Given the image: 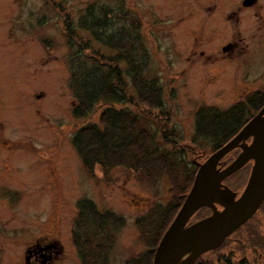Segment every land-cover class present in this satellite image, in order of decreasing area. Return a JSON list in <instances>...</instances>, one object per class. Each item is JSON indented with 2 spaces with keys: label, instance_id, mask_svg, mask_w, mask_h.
Listing matches in <instances>:
<instances>
[{
  "label": "rangeland",
  "instance_id": "rangeland-1",
  "mask_svg": "<svg viewBox=\"0 0 264 264\" xmlns=\"http://www.w3.org/2000/svg\"><path fill=\"white\" fill-rule=\"evenodd\" d=\"M94 2L114 9L107 35L141 24L137 59H144L145 79L163 89L164 110L123 108L177 166L193 168L200 154H211L213 140L196 129L202 107L224 111L264 91V0H0V264H28L29 251L45 245L59 252L51 264H82L74 236L83 200L125 220L123 228L111 227L108 264H126L145 250L138 221L170 202L165 173L146 177L124 166L106 176L99 167L90 172L73 146L82 123L73 116L70 89L76 41L72 48L64 27L70 19L76 26ZM80 34L91 50L112 55ZM122 68L130 78L128 66ZM239 154L233 151L230 162ZM251 167L229 180L239 194ZM241 231L234 237L240 247L249 232L262 242L264 208ZM228 245L225 253L237 248Z\"/></svg>",
  "mask_w": 264,
  "mask_h": 264
},
{
  "label": "trees",
  "instance_id": "trees-1",
  "mask_svg": "<svg viewBox=\"0 0 264 264\" xmlns=\"http://www.w3.org/2000/svg\"><path fill=\"white\" fill-rule=\"evenodd\" d=\"M96 8L99 7L95 2L88 4L76 26L70 19L66 20L64 27L72 48L76 41V53L71 58L75 64L70 69V89L77 101L73 116L82 123L75 129L73 146L90 172L99 167L106 176L113 167L124 166L134 172L143 173L146 177L154 171L167 175L170 202L166 208L152 210L138 221L145 250L133 255L126 262L152 264L156 249L187 198L201 163L194 161V167L190 169L184 163L181 167L174 164L170 157L154 147L155 135L142 127L137 115L123 108L134 105L147 107L149 110H164L161 98L163 89L157 86L156 81L145 79L144 59H137V47L140 46L138 27L141 24L135 23L134 29L126 28L107 35L106 31L113 26L110 24L114 19V9L99 8L98 14H95ZM81 31L111 51L112 55L106 56L97 50H91L89 37H83ZM98 58L108 64H103ZM90 64L96 70H92ZM122 64L128 66L127 77L130 78L122 75ZM248 105L251 108L250 115H246ZM263 107L264 91L251 96L246 104L237 103L224 111L202 107L196 114L197 134L209 137L213 142L210 144L211 154H200L201 162L234 138ZM93 116H96L94 120ZM231 153L225 158V166L231 163L228 158ZM207 211L210 210L203 209L197 214L203 217L208 214ZM77 226L74 237L81 263L108 264V256L114 247L111 227L123 228L125 220L113 212L101 213L92 201L83 200L78 203ZM249 233V236L248 233L245 234L247 238L235 252L245 256L242 260L236 259L240 260L239 264H258L257 253L264 254V240L259 242L256 238L260 234ZM254 248L257 249L255 252ZM220 250L210 254V260L203 264H218V258L224 257L223 254L219 255Z\"/></svg>",
  "mask_w": 264,
  "mask_h": 264
},
{
  "label": "water",
  "instance_id": "water-1",
  "mask_svg": "<svg viewBox=\"0 0 264 264\" xmlns=\"http://www.w3.org/2000/svg\"><path fill=\"white\" fill-rule=\"evenodd\" d=\"M236 149L241 153L220 169L222 160ZM250 162L254 164L249 181L237 198V193L223 182ZM263 202L264 107L233 139L200 164L193 186L161 239L152 264H195L249 222ZM203 208L211 209L212 214L191 224L192 218Z\"/></svg>",
  "mask_w": 264,
  "mask_h": 264
},
{
  "label": "flooded vegetation",
  "instance_id": "flooded-vegetation-1",
  "mask_svg": "<svg viewBox=\"0 0 264 264\" xmlns=\"http://www.w3.org/2000/svg\"><path fill=\"white\" fill-rule=\"evenodd\" d=\"M248 143H251V140H249L248 141ZM237 150H240V149H237ZM240 152H241V150H240ZM222 164H221V166H219V168L220 169H223V168H225L226 166H225V164H226V161H225V159H223L222 160V162H221ZM251 165L252 167H253V162H250V163H248L247 165ZM246 165V166H247ZM246 166L242 169V170H244L245 168H246ZM252 167H251V171H252ZM241 170V171H242ZM241 171H239L238 173H236V174H241ZM251 171H250V174H251ZM235 174V175H236ZM234 176V175H233ZM233 176H231L230 178H228V179H226L224 182H223V184L225 185V186H227L228 188H230L233 192H235V193H237V198H239V196L242 194V192L244 191V189L246 188V186H247V183H248V181H249V178H250V175H249V177H248V180H247V183H246V185H245V187H244V189H243V191L239 194L238 193V189H235V187L233 188L232 187V185L229 183V180L233 177ZM219 209L220 210H222V208L221 207H219ZM209 210V209H208ZM261 210V208L258 210V212ZM212 212H211V210H210V213L209 214H207V215H205V216H203V217H199V214H197L196 216H194V218H193V220H192V222H191V224H193V223H195V222H197V221H199V220H201V219H204V218H206V217H208L210 214H211ZM257 214V213H256ZM256 214L254 215V217L256 216ZM253 217V218H254ZM252 218V219H253ZM245 226V225H244ZM244 226H242L238 231H236L234 234H232L230 237H228L227 239H226V241L223 243V245L220 247V248H218V249H216V250H214V251H211V252H209V253H207V254H205V255H203L201 258H199L198 259V261H196V263L195 264H203L204 262H208V260H210V254H212V253H214L215 251H217V250H219V249H221L220 251H222V253L220 254V251H219V255H224V257H222V258H218V264H239L240 263V260H236V255L233 257L232 255L235 253V252H237V248L238 247H240L239 246V242H235V238L234 237H236L237 235H239L242 231V229H243V227ZM231 241V242H230ZM230 243V246H231V244L233 245V244H236L237 245V248H235V247H230V249H229V251H228V253H225V249H227L228 247H229V244ZM32 248V247H31ZM53 248H55V247H53L52 246V249ZM76 248H77V245H76ZM232 248V249H231ZM52 249H50V246H48V245H45V246H41V247H33L30 251H29V254H28V256H27V263L28 264H51L52 262H54L56 259H57V256L59 255V252L58 251H52ZM78 249V248H77ZM79 250V249H78ZM236 254V253H235ZM237 254H241V253H237ZM251 254V252H249L248 253V255H250ZM258 255V259H257V262H258V264H264V254H262V253H260V252H258L257 253ZM79 257H80V254H79ZM244 259V258H243ZM251 259V258H250Z\"/></svg>",
  "mask_w": 264,
  "mask_h": 264
}]
</instances>
